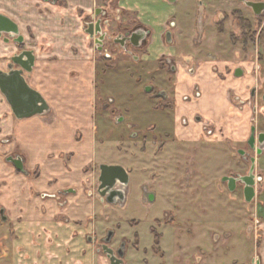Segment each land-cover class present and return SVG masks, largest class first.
Here are the masks:
<instances>
[{
    "label": "crops",
    "instance_id": "0c3cea01",
    "mask_svg": "<svg viewBox=\"0 0 264 264\" xmlns=\"http://www.w3.org/2000/svg\"><path fill=\"white\" fill-rule=\"evenodd\" d=\"M99 1L56 0L46 4L37 0H0V14L17 24L23 48L33 51L35 56L27 83L49 107V112L43 116L19 121L0 94V228L7 223L13 226L11 232L0 231L3 264H107L97 249L96 236L105 212L112 209L106 207L107 203L96 192L95 168L102 163L103 143L98 139L95 117V51L82 31L83 16L92 14ZM114 1L121 11L134 16L137 27L147 33V46L140 52L143 62L156 65L165 55L173 54L163 46L164 35L170 30L168 22L175 12L167 0ZM218 1L222 8L228 5L225 16L241 8L232 9L233 0ZM233 30L235 35L239 34L237 29ZM0 42V52H4L6 58L16 52L15 45L5 39ZM206 42L204 38L193 44L196 51L192 65L198 69L197 76L176 77L178 96L189 92L198 82L201 98L187 104L176 96L173 120L181 116L202 117L203 122L212 125L215 138L229 139L226 153L229 157L233 150L244 149L255 118L249 105L236 109L229 98L231 89L238 88V81L227 82L220 88L210 68L231 71L240 64L248 71L249 57L263 48L258 46L254 50L250 45L231 42L226 47L230 57L224 59L223 55L214 57L209 46L205 47ZM243 78L248 84V76ZM256 122L257 129L264 131L263 121L257 117ZM200 127L192 124L182 129L176 124L174 134L178 140L196 142L202 137ZM8 157H20L25 172H17L7 162ZM256 160L262 182L256 186L255 198L250 203L242 201L253 207L256 217L264 218V156ZM261 222L259 219L261 242L257 255L251 259L252 264H264V221L262 226ZM134 243L125 248V264H149L154 258H158V264H200L180 256L172 257L177 250L171 243L159 246L162 256L153 252V246L140 247L139 235L137 250ZM148 252L153 256L148 257Z\"/></svg>",
    "mask_w": 264,
    "mask_h": 264
},
{
    "label": "rangeland",
    "instance_id": "374dc122",
    "mask_svg": "<svg viewBox=\"0 0 264 264\" xmlns=\"http://www.w3.org/2000/svg\"><path fill=\"white\" fill-rule=\"evenodd\" d=\"M233 2L232 9L240 6L249 12L237 0ZM227 7L224 4L222 8L218 0L177 2L172 7L177 29L165 49L172 51V56L185 67L193 60L196 51L193 44L205 38L208 40L205 47L209 46L214 57L223 55L228 59L230 53L226 47L231 43L230 35L235 32L234 19L230 17L224 22L223 33H218L213 23L221 20ZM259 44L263 48L260 64L264 67V25ZM114 48L115 67L98 68L100 64L95 62V117L98 139L103 143L99 165L126 167L130 174L123 202L106 204L112 210L105 212L96 239L100 243L107 231H114L115 236L108 246L115 250L120 243L125 248L130 247L139 235L140 247L151 248L153 227L160 239L163 234L161 248L171 243L177 250L172 257L180 256L200 264H252L251 259L257 255L261 242L258 222L259 219L263 222L264 218L256 217L253 207L245 205L238 193L228 195L224 184L219 183L220 176L246 173V168L235 167L227 156L225 158L222 143L174 140L171 119H164L158 113L166 105L158 98V93L167 88L164 82L171 75L169 68L164 63L134 68L130 58ZM8 60L9 57L0 52V64L4 66L0 69H6ZM261 78L264 85V69ZM144 85L153 86L151 95L143 92ZM164 114L171 118L169 112L164 111ZM118 117L124 118L122 124L116 123ZM182 143L186 144L180 145ZM95 172L98 174L97 167ZM5 226L2 225L0 231L8 229L11 232L12 224ZM134 231L138 235L132 236ZM148 255L152 254L148 252ZM154 259L149 264H158V258ZM2 262L0 260V264Z\"/></svg>",
    "mask_w": 264,
    "mask_h": 264
},
{
    "label": "flooded vegetation",
    "instance_id": "af4514ba",
    "mask_svg": "<svg viewBox=\"0 0 264 264\" xmlns=\"http://www.w3.org/2000/svg\"><path fill=\"white\" fill-rule=\"evenodd\" d=\"M50 3L56 2V0H50ZM241 5H243L246 9L249 10L245 11L242 8L232 10L230 15L231 16H225L222 15L221 20L218 21L217 25V32L222 33L223 31V26L224 22L228 20V17H231L234 19L233 21L235 22V29L238 30L239 34H231L230 35V41L232 44H236L238 42L243 43V45H250L254 50L261 45L259 44L260 36L263 31V25H264V15L263 13L259 16L255 15L251 9L246 7L241 1L237 0ZM250 1V0H247ZM171 6H174L179 0H167ZM251 2H264V0L261 1H251ZM45 3V2H44ZM47 3V2H46ZM117 5L115 4L114 0H100L98 6L96 7L95 11L90 14L89 16H83L82 18V31L83 33L88 37L89 43L92 47H94L95 51V58L94 61L96 62V65H98V68H111L115 67L117 60L115 59V53L113 50H115L114 47H117L116 49L119 50L123 54V56L130 58V61L133 65L134 68H149L150 64L149 62H143L142 58L143 56L140 55V52L142 50H145L148 39L147 38V33L137 27V23L135 21V17L131 16V19H127L130 16L127 13H124L121 11ZM99 11L98 15L96 16L95 13L96 11ZM246 12L251 19H247L244 17L243 13ZM219 14H221L219 12ZM130 22V25H129ZM92 24V29L94 31L93 37H90L87 31L89 30L88 25ZM174 16L173 18L168 22V30L165 35H164V42L163 46H165L167 43L171 42L172 37L174 36L173 31L175 30L176 27H174ZM98 25L99 31L98 33L95 32V26ZM255 27V28H253ZM258 28V29H257ZM173 30V31H172ZM139 31H142L144 33V38L142 40H137L134 41L135 44L131 42H124V44L121 46L119 43H116L115 40L118 38H123L126 36H129L131 33L137 34ZM172 31V32H171ZM237 38V39H236ZM7 43H11L16 46V52L9 57L8 63L6 65V69H0L2 72H7L9 70V65L11 64V58L15 54H19L22 51H29L25 50L23 48V43L17 44L15 43L14 39H11L8 36H3L2 40H4ZM233 39V41H232ZM146 42V43H145ZM143 43H145L144 46ZM166 53V52H165ZM168 54V53H167ZM145 55V54H144ZM166 56V55H165ZM162 57V59L159 60L158 63H164L166 64V68H169V71L171 75H169L164 82L166 84V89L160 90L158 93L159 99L163 100L166 105L161 107V110L164 109L165 113L169 112L171 114V118H169L168 114H164V111H159L160 116L164 119H171L172 121V135L174 140L176 141H184V142H192V141H186V140H178L175 137L174 134V129L175 125L178 124L181 126L182 129H187L189 128L192 124H199L201 125V132H202V137L198 139L195 143L196 144H203L204 142L208 143H222L224 144L225 150H224V156L226 158V153H227V148L228 146V138L225 140L222 139L220 136L214 137L215 132L212 127V125L203 122L202 117L193 115V117H187V116H181L179 120H173V112L174 109L177 107L176 103V96L178 99L187 104H192L196 103L199 101L201 98V87L198 84V82H195L193 87L189 92H186L185 94H181L178 96L176 94V83L177 79L176 77L178 76H186L187 78H193L194 76H197L198 69L192 65V62L189 64L182 66L181 62L178 61V59L174 58L172 54L170 56ZM261 56L262 52L259 53H254L249 57V63H251L248 67L250 70L246 71L243 65L237 64L233 70H229V68H225V70H221L217 67L210 68V72L213 75L214 79L216 80V83L218 86L221 88L223 84L225 83H232L233 81H238V88L235 87V89H231L229 92V98L232 100V103L234 104V107L236 109H241L244 108V106L249 105L250 106V111L252 114V117L255 119L253 120L252 127L250 128V133L248 136V139L246 140V143L244 145V149L237 148L233 150V152L230 153L228 159L230 162H233L235 167H240L243 166L246 168V173H240V172H235V173H230L228 175H222L219 178V183L224 184V188L227 191L228 195H234V194H239L242 198L243 201H245L244 198V184L240 182V178L242 177H247L249 175V172L251 169L253 176H254V191L255 188L258 184L262 182V179L259 175L260 173L257 172V160L256 158L263 157L264 156V131H259L257 129V122L256 118L258 117L263 121L264 125V101L262 99L264 95V85L261 83V75L263 72V68L260 64L261 62ZM162 61V62H161ZM13 68H17L13 66ZM96 68V67H95ZM165 68V66H164ZM245 76H248L250 80L249 83H245L244 78ZM143 92L147 93V95H151L153 93V86L151 85H144L143 86ZM156 97V96H155ZM124 121V118L118 117L116 118V123L122 124ZM261 124V123H260ZM262 125V127H264ZM130 126L127 125V129ZM132 135V134H131ZM218 137V138H217ZM259 138L261 139V143H259ZM252 141V146L250 145V142ZM224 142V143H223ZM171 143V142H170ZM194 143V142H192ZM186 144V143H184ZM183 143L180 145H184ZM259 150V154L258 153ZM193 151V147H192ZM220 153V152H219ZM222 157V156H221ZM9 158V157H8ZM16 158V157H13ZM252 159L254 160L252 162ZM100 166V165H99ZM99 166H98V177H99ZM123 168V167H122ZM124 169V168H123ZM16 170V169H15ZM125 170V169H124ZM126 171V170H125ZM127 172V171H126ZM128 177H129V172H127ZM224 178H231L233 183L231 186H233L232 190H230L229 187V182L224 181ZM97 187H98V178H97ZM126 191V190H125ZM97 192V188H96ZM98 194V193H97ZM147 195V193H145ZM255 198V196H254ZM253 198V199H254ZM115 204H121L120 200L114 201ZM159 223V222H157ZM153 232V252L156 254L159 253V244H160V236L155 234V230L152 228ZM111 233V237L109 241L107 242L106 239L108 237V234ZM155 234V235H154ZM115 236L114 231H107L105 238L103 239L102 242H97V249L101 250V247L103 245H107L110 243L111 239ZM134 243V248L137 250V244H138V239H136ZM109 247V246H108ZM115 254H117L120 250L122 252V260L124 262L125 259V247L123 246V243H120L119 246L114 250L112 249Z\"/></svg>",
    "mask_w": 264,
    "mask_h": 264
},
{
    "label": "water",
    "instance_id": "95a60500",
    "mask_svg": "<svg viewBox=\"0 0 264 264\" xmlns=\"http://www.w3.org/2000/svg\"><path fill=\"white\" fill-rule=\"evenodd\" d=\"M50 0H44V2H49ZM246 7L252 10V12L259 16L264 13V2H251L247 0H239ZM99 11L97 10L95 15L97 16ZM89 30L87 33L90 37H93L94 31L92 29V24L88 25ZM95 32L98 33L99 27L95 26ZM3 36H8L14 39L15 43H23V37L20 35L18 26L8 17L0 14V39ZM144 38V33L139 31L137 34H129V36L118 38L115 40L121 46L124 42H131L135 44L134 41L142 40ZM35 63V56L33 51H22L19 54H15L11 58V64L9 65V70L7 72L0 71V94L4 97L5 101L9 105L12 115L17 120L30 119L35 116H43L49 112V107L43 97L34 89H32L26 80V77L30 75L33 71ZM13 66L17 68H13ZM264 101V95L262 97ZM259 143L261 139L259 138ZM252 146V141L250 142ZM259 150L258 153L259 154ZM254 160L252 159V162ZM7 162L11 163L17 172L24 173L23 161L20 157H9ZM250 170L247 177L240 178V182L244 184V198L245 202L250 203L254 196V176ZM224 181H228L230 190L233 186L231 178H224ZM129 182V177L127 172L120 166H111L106 164H101L99 166V177H98V187L97 193L102 201L109 204H115L114 201L120 200L123 202L125 199L126 188ZM2 220H5L2 217ZM111 237V233L108 234L106 241L108 242ZM102 254L105 256L107 264H124L122 260L121 250L115 254V252L108 247L103 245L101 247ZM101 252L100 250H98Z\"/></svg>",
    "mask_w": 264,
    "mask_h": 264
}]
</instances>
